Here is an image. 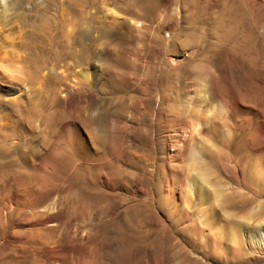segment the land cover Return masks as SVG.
Listing matches in <instances>:
<instances>
[{"label": "rangeland", "instance_id": "1", "mask_svg": "<svg viewBox=\"0 0 264 264\" xmlns=\"http://www.w3.org/2000/svg\"><path fill=\"white\" fill-rule=\"evenodd\" d=\"M10 1L0 0V18L10 21V34L19 40L6 49L5 58L0 51V97L10 100L0 105V112L15 108L19 121L11 129L1 127L0 122V132L16 136L9 141L0 137L1 258L25 264L38 258L46 259L47 264H188L190 259L182 260L178 252L180 245L187 249L193 244L198 253L208 249L206 235L212 223L209 227L202 224L201 230L194 223L198 211L206 214V204L224 226L222 244L228 255L232 249L227 247V237L233 227L264 230L263 49L259 50L260 60L254 61L238 54L229 41L220 43L208 36L199 41L201 50L192 57L174 62L173 72L159 74V65L171 53L181 55L173 36L165 45L157 38L158 15L173 0H131L135 9L127 14L129 19L118 22L108 36L113 35L112 43L122 52L120 60H113L119 64L120 77L115 83L112 78L101 82L92 77L89 63L94 25L106 13V0H82L81 4L49 0L47 9L46 0H22L19 7L8 10ZM227 1L194 0L193 16L209 23L224 18ZM37 13L53 19L47 34L35 29ZM62 16L77 21V32L83 34L78 47L57 48ZM137 19L143 29L136 31L129 22ZM172 24L168 22L164 28L178 32L179 27ZM76 55L84 58L82 65L75 63ZM76 71L91 76L71 79L69 73ZM211 85L219 92L213 103L194 97L189 110L183 105L188 94ZM172 95L180 100L179 105L171 102ZM117 98L123 103L127 98L136 102L123 106L124 111L117 115L113 107L106 108V103L115 105ZM178 116L196 124V165L188 164L187 151L183 160L179 155L167 159L178 134ZM109 120L114 124L113 135ZM81 138L91 152L102 154L98 162L83 157ZM21 142L26 144L24 148ZM127 155L135 161L142 160L140 155L147 159L139 181L122 179L113 172L117 160L127 159ZM132 167L121 165L127 171H133ZM195 170L204 178L206 203L197 196L188 199V219L181 222L178 208H173L180 202L182 180ZM99 172L111 188L101 185ZM20 190L30 195L28 203L14 200V193ZM135 198L141 204L127 211ZM145 217L147 221L142 220Z\"/></svg>", "mask_w": 264, "mask_h": 264}, {"label": "bare ground", "instance_id": "2", "mask_svg": "<svg viewBox=\"0 0 264 264\" xmlns=\"http://www.w3.org/2000/svg\"><path fill=\"white\" fill-rule=\"evenodd\" d=\"M21 1L22 0H12L7 4L6 8L8 9V8H13V7H19L22 3ZM48 1L49 0H46V3L44 4L45 9H47L49 7ZM60 1H57V3ZM67 1L72 2L73 4H75V3L81 4L82 0H67ZM67 1H66V3H67ZM91 1L93 2L94 0H91ZM72 3H70V4H72ZM60 4H58V6ZM105 5H106L105 6V9H106L105 15L100 17L97 24L94 25L93 41H92L93 42L92 44L94 47L92 49L93 50V59L89 63V66L93 68L92 77L94 79H97L98 81H101V82L103 80L105 82V80L109 79V78H112L114 81V79L116 77H120L119 64H116L113 60L114 59L120 60L119 58L122 55V52L120 51L117 44L114 45L112 43L114 41L113 35L111 38H108V36H109L110 30L112 33V31L114 30L113 27L116 26V24H118V22H122V21L126 20V18L129 16V15L127 16V14L133 11L131 8L133 7V9H135L134 6H131V0H106ZM136 10H138V9H136ZM61 11H59V12H61ZM65 11H66V8H65ZM193 13H194V0H173L170 5L164 6L163 13L158 15L159 20H158L157 26L159 27L160 34L157 36V38L160 39V42H162L163 45H165L173 36V39L175 40V41L173 40L174 43L179 45L181 48V52H180L181 55L180 54L175 55V54L171 53L168 58L165 57L166 59H165L164 63L162 60L163 64L159 65V74L160 73H169L170 71H172L173 64L175 61H177V59H187V58L192 57V54L194 55L195 52H197L198 50H201V47H200L201 43H199V41H201V39L203 40L204 37L207 38L208 36H213V38H215L220 43L223 41H229L230 43H232V48L236 52H238V54L247 55L249 57V59L254 60V61L260 60L261 56H260L259 50L260 49L264 50V0H247V1H245V0H230V1H227L226 2L225 17L220 18V16H219V17L215 18L214 21H212V23L211 22L209 23L208 21H206L203 18L201 20H198L197 18H195L193 16ZM57 16H59V15H57ZM68 17L63 18V16H62V18H59V20H60L58 22L59 23V29H60L59 35H61L60 36L61 38H59V40H58L59 42L56 44L57 48L61 47V49H66L67 47H69V45H73V46L78 47V45H80L81 38L83 37V34H80L79 32H77V25H76L77 21L76 22L74 20L69 21ZM35 18H36L35 29H38L39 31L43 30V32H45V34H47L46 32L49 31L51 25L53 24V19L50 17V15H47L45 13H37ZM128 19H129V17H128ZM168 22H172L174 25H177L179 27V31L174 33L173 31H170V30H167L166 28H164L165 24H167ZM129 23L132 24L133 28L136 31L140 30L142 28V25H143L142 22L138 19L137 20H131ZM9 24H10V21L8 19L3 21L0 18V51L2 52V54H1L2 58H5V56H6V53H7L6 49L9 46H12L13 44H15L16 42L18 43V40H19V38L16 35L10 34ZM173 24H172V26H173ZM209 24H212V25H209ZM130 29H131V27H130ZM134 29H133V31H134ZM19 33H21V32H19ZM19 36H20V34H19ZM43 36H44V34H43ZM22 37H24V36H22ZM41 38H43V37H41ZM23 40H21V41L23 42ZM49 42H51V41L49 40ZM54 48H55V46H54ZM186 52H187V54H186ZM172 56H176V58H174ZM163 59H164V57H163ZM82 60H83V62L80 63ZM87 60H89V59H87ZM74 61H75V63H78V65H82L84 63V58L82 59L80 55H76L74 58ZM62 70H61V72H62ZM63 71L65 72V70H63ZM155 71H156V68H155ZM90 74H89V72H84V74H81V72H80V74H79L76 71V73L70 72L69 76L71 79L72 78L75 79V77L78 75H82V76H85L87 78V76H91ZM45 76H48V75H45ZM166 76H168V75H166ZM130 77H131V75H130ZM143 78H144V76H143ZM127 79H129V78H127ZM133 79H134V77H133ZM133 79H130V80H133ZM80 80H81V78H80ZM84 80H85V78H84ZM124 80H126V79H124ZM68 82L69 81H67V83ZM114 83H115V81H114ZM131 85H133V84L131 83ZM134 85H135V83H134ZM124 87H125V85H124ZM72 88H74V87H72ZM115 93H117V92H115ZM186 93H191V92H186ZM174 97L175 96L170 98V99H172L171 102L172 103H178V105H179L180 100H177L176 98L173 99ZM194 97L201 98L203 100H208L211 103H213L214 100L219 98V92H218L217 88L215 87V85H211L210 87H207V90L202 89L199 92L197 91L196 94H188L184 98L185 104H183L188 110L190 108L189 105H190V103ZM117 99H118V101L115 103V105L113 102L106 103V108L110 109L113 107V111L117 115L119 113H122V111H124L123 106L129 105L134 101L133 98H127L126 103H123L121 98H117ZM5 102H10V100H6V99L0 97V105H3ZM65 102H66V98L61 99V103L64 104ZM134 102H136V100ZM18 116H19V114H17L15 108L12 109V111L0 112L1 127L5 126V129H6V127L9 126L11 129V127L14 126V124H16V122L18 123V121H19L17 119ZM171 118H173V117L171 116ZM59 121L61 122V120H59ZM114 121H117V120L114 119ZM67 122H68V120H67ZM128 122H129V120H128ZM65 124H67V123H65ZM68 124H69V122H68ZM113 125H114L113 121L109 120V130H110L111 135L114 134V133L112 134V130H111ZM69 127H71V125ZM60 128H59V130L62 131V129H60ZM195 128H196V124L194 123V121L192 119H189V120L181 119V120H179V130L177 128L178 134L176 135L174 142H172L170 144V147H169V153H168L169 155L167 156V159L169 161L177 155H179V157H181L180 159L183 160L182 158L185 157V154L187 151V153L190 157V159L186 158L188 164L189 165H196V161H194V158L196 157V155H195L196 151H195V146L193 143V135H194V132L196 130ZM70 129L71 128H69V130ZM97 130H98V128H97ZM73 132H74V130H73ZM70 134H71V132H70ZM64 135H65V132H64ZM55 136H54V138H55ZM59 136H61V135H59ZM67 136L69 137L70 135H67ZM0 137L3 141H6V140L9 141V139L11 140V138H15L16 136H14L13 133L1 131ZM75 137L80 138L77 135V133H75ZM70 139H69V141H70ZM60 140H62V139H60ZM60 140H59V142H60ZM64 140H65V138H64ZM80 140H81L80 146L83 148V149L82 148L81 149L83 150V153H84L83 157L88 161H89V159L94 157V161L98 162L97 159H100L98 157L102 156V154L101 155L99 154V152H98L99 150L96 151V153L91 152L86 141L82 138ZM18 143L16 146H18ZM24 144H22V142H21V144H19V145H20V147L24 148L26 145V144L25 145ZM51 144L52 143H50V145ZM108 145H109V143H108ZM56 146H57V144H56ZM63 148H64V146H63ZM77 148H79V147H77ZM47 150H49V149H47ZM107 150H109V149H107ZM112 151H114V149ZM252 151H254V149ZM55 152H57V151H55ZM105 152H106V150H105ZM21 154H24V153H21ZM140 157H142L143 161L141 159H138L135 161L133 156L129 157L128 155H127V159H124V158L118 159L117 160L118 161L117 167L113 172L116 173L117 176L122 177V179L129 178V179H133L135 181L136 180L139 181L140 177H141L139 175V171L143 170V168L145 167L144 165L146 164V161H147V159L143 155H140ZM102 159H104V158H102ZM257 159H258V157H257ZM122 164L129 165V166L132 165L133 171L124 170L123 168H121ZM255 164H257V163H255ZM201 167L202 166H200V168ZM198 168H196V169H198ZM259 172H262V171L259 170ZM197 173L198 172L196 170L189 173L188 177H186V179H183L182 183H181V184L185 183V186L183 188L178 187L179 188V195H180V198H179L180 202L178 204H176L173 209L178 208L177 214H178L179 220H181V222H183V221L185 222V220L188 219V217H186L188 214V211H187L188 199H191L192 197L197 196L198 198H200L201 201H204L206 203V201H205L206 197H205V191H204V184L205 183L203 184L204 178L202 176L201 177L198 176ZM203 173H205V172H203ZM99 181L101 182V185H103L105 188H111L112 187V185L106 180L105 176L101 172H99ZM166 181H167V179H166ZM117 185H118V183H117ZM14 194H15L14 200H16L17 202H18V200H21V202H27L28 203V196H30L28 194V192L20 190ZM171 196H173V193ZM165 200H167V199H165ZM169 200H171V199H169ZM207 202H209V201L207 200ZM140 204L141 203H140V200L138 198L132 199L131 204H129V206H127V208H128L127 211H131L133 209L135 210L137 208V206ZM204 209L206 211V214L204 213V210H203V213L201 211H198V213L196 214V217L194 218L195 219L194 223H197L196 227L199 228V230H201V228H203V225L209 227L208 223L209 222L212 223V226L209 227L210 232H208V234L206 235L208 237V249L206 251L198 253V252H196V250L194 251L193 246H195V245H193V244L191 247L187 246V249H186L185 245H180L178 252H180L182 260L185 261L186 259H190L188 264H264V230L261 231L260 228L255 227V226H245L244 230L239 231L238 230L239 227H233V228L231 227L232 230L231 231L229 230L230 231L229 236L227 234V236H228L227 239L229 241V245L227 247H231L232 250H229L231 252V254L228 255L225 246L222 244V240L226 239V238H224V230H223L224 226H222V224L218 222L219 219L216 218V216L213 213V209L209 204H206ZM126 219L127 218H125V220ZM142 220L147 221L148 217L142 218ZM214 221L218 222V223H214ZM257 224H259V223H257ZM208 227H206V229ZM231 228H228V229H231ZM47 249L48 248H45V250H47ZM18 262L5 260L4 258L0 257V264H25L26 263V262H22V261H20L19 263ZM27 264H47V261H46V259L38 258V259H35V262H30V263L27 262ZM49 264H50V262H49Z\"/></svg>", "mask_w": 264, "mask_h": 264}]
</instances>
